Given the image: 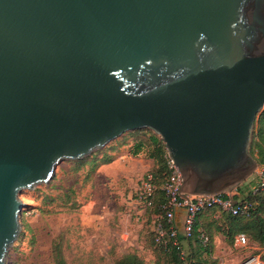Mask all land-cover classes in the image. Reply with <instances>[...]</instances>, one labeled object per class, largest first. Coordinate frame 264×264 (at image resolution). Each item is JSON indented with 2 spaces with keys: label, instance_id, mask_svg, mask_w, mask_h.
<instances>
[{
  "label": "water",
  "instance_id": "obj_1",
  "mask_svg": "<svg viewBox=\"0 0 264 264\" xmlns=\"http://www.w3.org/2000/svg\"><path fill=\"white\" fill-rule=\"evenodd\" d=\"M263 108L264 0H0V264L61 161L149 128L182 197L231 192Z\"/></svg>",
  "mask_w": 264,
  "mask_h": 264
},
{
  "label": "rangeland",
  "instance_id": "obj_2",
  "mask_svg": "<svg viewBox=\"0 0 264 264\" xmlns=\"http://www.w3.org/2000/svg\"><path fill=\"white\" fill-rule=\"evenodd\" d=\"M153 133L149 128H140L137 134L128 133L127 143H117L122 134L107 145L114 144V148L109 149L116 156L122 151L129 152L135 138L148 142V136ZM91 156L87 155V159ZM95 156L99 157L97 153ZM144 156L145 153L141 152L133 159L129 155L125 157V166L130 171L119 175L101 174L97 172L99 166L88 173L89 163L75 171L71 161L63 160L49 182L22 189L19 197L34 206L23 207L19 216L21 229L7 252L4 264H55L51 251L53 241L60 243L62 255L69 264H110L119 254V241L127 236L128 229L129 239L134 237L136 225L140 228L143 222L148 226L147 209L136 193L141 178L147 172H138L140 158ZM254 177L253 172L243 180L246 181L242 183L244 192ZM65 192L69 193L66 201ZM44 194L56 199L47 202ZM207 218L221 219V216L213 212ZM247 239V246L228 243L224 239L217 250L213 243L211 256L215 264H240L249 253L260 254L264 259V245L248 236ZM145 260L148 262L149 258Z\"/></svg>",
  "mask_w": 264,
  "mask_h": 264
},
{
  "label": "trees",
  "instance_id": "obj_3",
  "mask_svg": "<svg viewBox=\"0 0 264 264\" xmlns=\"http://www.w3.org/2000/svg\"><path fill=\"white\" fill-rule=\"evenodd\" d=\"M140 129L129 130L119 138L117 143L125 144L129 141L128 133L137 134ZM114 145V144H113ZM105 146L93 152L90 159L87 156L70 160L74 166L73 170L77 171L80 167L89 163L88 173L94 171L101 163H106L114 158L109 147ZM112 150V149H111ZM249 150L256 158L258 165H264V108L258 112L255 125L252 131ZM129 152L132 155L145 153V156L153 160V165L148 170L156 183L153 205L148 208L152 213L153 224L157 219V214L161 210L160 205L166 201L165 190L162 188L170 176L171 168L167 163V151L164 142L158 134L153 133L148 136V142L143 139L135 138L130 146ZM98 154L99 157L95 156ZM256 177L248 182L249 188L243 191L244 186L241 182L230 193L235 202L249 200L251 207L247 214H233L230 211L223 210L219 205H212L202 208L197 212L190 236H185L181 231L178 233V245L167 244L163 246L154 240V230L151 231V245L154 259L147 262L143 256L136 251H128L115 256L110 264H215V259L211 256L214 235L219 233L224 236L228 243H234L235 235L243 233L246 237L264 245V186L253 191L252 186L255 184ZM246 187V186H245ZM226 195L225 192H223ZM65 201L69 198V193L65 192ZM47 202L56 199L55 196L44 194ZM63 201L62 203H64ZM78 205V204H77ZM218 212L221 219L207 218V215ZM207 235V240L202 242L200 233ZM52 257L55 264H69L62 255L60 243L53 241ZM205 253V254H204ZM203 255H207L204 257Z\"/></svg>",
  "mask_w": 264,
  "mask_h": 264
},
{
  "label": "built area",
  "instance_id": "obj_4",
  "mask_svg": "<svg viewBox=\"0 0 264 264\" xmlns=\"http://www.w3.org/2000/svg\"><path fill=\"white\" fill-rule=\"evenodd\" d=\"M167 163L171 168L170 176L164 183L163 189L166 194V201L160 205V211L157 214V219L153 224L154 240L166 246L167 244L178 245V233L181 231L183 235L190 236L193 228L195 216L202 208L212 205H219L223 210L230 211L233 214H247L251 207L249 200L235 202L227 191H221L210 194H188V199L180 194L181 176L177 167L167 155ZM255 184L252 190L264 186V165H257L255 171ZM157 186L153 181L152 174L147 171L140 180V185L137 188V197L142 201L145 207H150L154 202V193ZM226 193V195L223 194ZM184 208V215L181 227L175 224L174 216L175 209ZM202 242L207 240V235L200 233ZM248 239L243 233L235 236L234 244L247 246ZM240 264H264V259L260 254H249Z\"/></svg>",
  "mask_w": 264,
  "mask_h": 264
},
{
  "label": "crops",
  "instance_id": "obj_5",
  "mask_svg": "<svg viewBox=\"0 0 264 264\" xmlns=\"http://www.w3.org/2000/svg\"><path fill=\"white\" fill-rule=\"evenodd\" d=\"M118 155L114 156V158L111 161L106 162V163H101L100 165H98L99 168L97 172L99 171V173L105 174V175H107V173L117 174V175H119L120 173H126L130 170H128V168H126L125 166L124 161L125 159H127L125 157L129 155L130 158H132L138 154L132 155L130 152L122 151ZM135 159H139V158H135ZM140 161H141V164H140V167L138 168L139 173L148 171L153 165V160L147 156L141 157ZM146 209H147L146 219L148 222V226L145 225L143 222L141 223L140 228H138V225H136L135 229L137 228V231L134 237L129 238V239L127 238L129 231H130L128 229L127 236L121 238L119 241L120 246L117 247V251H119V254H117L116 256H120L123 253L134 250L138 254L143 256L144 258H149V261L151 262L153 261L152 258H154V255L152 253V245H151V240H150L151 231L153 228V219H152L151 211L148 208ZM183 215H184V208L179 207L175 209L174 220H175V224L179 228L182 225ZM222 240H224V236L222 234L217 233L214 235L213 243L215 245L216 250L219 247Z\"/></svg>",
  "mask_w": 264,
  "mask_h": 264
}]
</instances>
